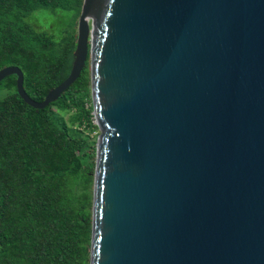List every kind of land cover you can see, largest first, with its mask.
Segmentation results:
<instances>
[{
	"label": "water",
	"instance_id": "obj_1",
	"mask_svg": "<svg viewBox=\"0 0 264 264\" xmlns=\"http://www.w3.org/2000/svg\"><path fill=\"white\" fill-rule=\"evenodd\" d=\"M99 128L90 264H264V0H84ZM1 214V208H0Z\"/></svg>",
	"mask_w": 264,
	"mask_h": 264
},
{
	"label": "trees",
	"instance_id": "obj_2",
	"mask_svg": "<svg viewBox=\"0 0 264 264\" xmlns=\"http://www.w3.org/2000/svg\"><path fill=\"white\" fill-rule=\"evenodd\" d=\"M83 1L0 0V71L19 67L36 101L71 73ZM17 80L0 83V264H90L99 135L90 57L45 109L22 99Z\"/></svg>",
	"mask_w": 264,
	"mask_h": 264
},
{
	"label": "rangeland",
	"instance_id": "obj_3",
	"mask_svg": "<svg viewBox=\"0 0 264 264\" xmlns=\"http://www.w3.org/2000/svg\"><path fill=\"white\" fill-rule=\"evenodd\" d=\"M36 18L40 20L41 24L48 25V24L53 23L57 27H60V28H57V29L62 31L61 27L63 28V25L56 23V19H54L52 16L39 14ZM72 19H73V15L72 14L68 15L67 16L68 23L66 25H70L72 23ZM95 134H97V132L93 133L92 135H95Z\"/></svg>",
	"mask_w": 264,
	"mask_h": 264
},
{
	"label": "flooded vegetation",
	"instance_id": "obj_4",
	"mask_svg": "<svg viewBox=\"0 0 264 264\" xmlns=\"http://www.w3.org/2000/svg\"><path fill=\"white\" fill-rule=\"evenodd\" d=\"M78 27V26H77ZM77 32H78V28H77Z\"/></svg>",
	"mask_w": 264,
	"mask_h": 264
}]
</instances>
